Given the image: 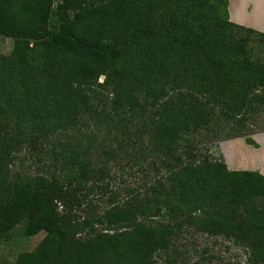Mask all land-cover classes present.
Here are the masks:
<instances>
[{
    "label": "trees",
    "instance_id": "1",
    "mask_svg": "<svg viewBox=\"0 0 264 264\" xmlns=\"http://www.w3.org/2000/svg\"><path fill=\"white\" fill-rule=\"evenodd\" d=\"M90 1L0 0V35L13 41L4 62L18 90L42 92L39 123L73 132L103 115L157 178L150 196L91 216L89 197L110 183L76 150L57 173L9 186L0 167V239L20 225L26 238L46 233L14 264H152L189 228L233 238L248 249L247 264H264V176L230 170L193 138L264 104V64L247 46L249 35L264 43V33L231 22L227 0ZM34 49L44 53L37 64ZM27 142L18 135L6 155Z\"/></svg>",
    "mask_w": 264,
    "mask_h": 264
},
{
    "label": "rangeland",
    "instance_id": "2",
    "mask_svg": "<svg viewBox=\"0 0 264 264\" xmlns=\"http://www.w3.org/2000/svg\"><path fill=\"white\" fill-rule=\"evenodd\" d=\"M54 2L56 4L59 0ZM94 3V0L89 2ZM263 9L264 6L261 4L258 10L246 19L253 18L264 24ZM55 21L56 18L51 17L50 22ZM241 36H245V33L242 32ZM12 45L11 39L0 35V167L6 185L9 186L17 176H51L66 168L65 161H70L74 156L72 151L76 150L81 154L79 160H88L91 168L102 170L104 173L102 179L110 183L106 193L96 192L89 197V200H92L88 210L91 216L116 204L138 201L150 196L151 185L155 184L157 178L150 159L149 164L132 161L134 153L132 146H125L128 133L126 131L123 133V130L114 131L112 124L108 123L109 126L101 120L103 115L96 119L84 117L83 125L73 132L51 129V121L47 119L39 123L37 119L39 116H43L42 118L47 116L40 102L42 92L27 97L22 90H18L17 74L4 62L11 53ZM247 46L251 59L264 64V43L258 36L249 35ZM30 56L34 64H37L43 59L44 53L40 49H34ZM102 80L100 77L98 82L101 83ZM106 110H109V107ZM239 118L238 122L222 119L213 121L208 129L200 130L193 137L201 154L224 161L226 165L227 160L229 164L233 162L236 169L232 170L236 171L251 159L250 152L244 155L243 148L246 145L259 148L253 139L258 136L264 137V104L253 103L240 113ZM18 135L21 139L26 138L30 144L20 143L18 151L7 156L5 153L7 143L12 142ZM248 140H252L257 147L248 144ZM260 142L264 145V139ZM109 150L114 151L112 157L105 155ZM158 163L160 165L159 160ZM139 164L146 168L141 169ZM227 167L229 168L228 165ZM22 226H18L7 237L0 239V264H14L19 253L33 251L46 237V233L41 232L34 237L26 238L21 234ZM234 241L233 238H225L222 235L210 236L196 232L192 228L185 229L183 234L170 242L168 250L154 254L151 263L247 264L248 249ZM127 262L141 264L140 259L134 258Z\"/></svg>",
    "mask_w": 264,
    "mask_h": 264
},
{
    "label": "crops",
    "instance_id": "3",
    "mask_svg": "<svg viewBox=\"0 0 264 264\" xmlns=\"http://www.w3.org/2000/svg\"><path fill=\"white\" fill-rule=\"evenodd\" d=\"M227 3L228 16L231 22L246 28L253 29L257 32L264 33V24L253 18L251 20L246 19L247 17H250L249 15H252L251 13L258 10V7L261 4L264 6V0L262 2L260 0H227ZM262 16L264 17V11ZM262 20H264V18ZM258 137L253 140L259 146V148H254L248 145L243 148L244 155H246V152H250L251 159L250 161H246V163L241 165L239 170L255 171L264 176V145L260 142L261 139H264V137ZM225 159L227 160V158ZM227 165L231 170L233 168L236 169L233 162L229 164L227 160Z\"/></svg>",
    "mask_w": 264,
    "mask_h": 264
}]
</instances>
